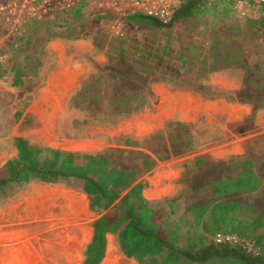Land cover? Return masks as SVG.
Instances as JSON below:
<instances>
[{
	"label": "rangeland",
	"instance_id": "rangeland-1",
	"mask_svg": "<svg viewBox=\"0 0 264 264\" xmlns=\"http://www.w3.org/2000/svg\"><path fill=\"white\" fill-rule=\"evenodd\" d=\"M257 12L242 17L222 6L150 28L84 8L59 28L32 23L23 39L0 28V167L17 156L18 137L38 149L103 155L146 183L142 196L183 238L196 209L209 208L207 221L215 204L231 203L263 244L264 194H254L264 185V27L251 23ZM144 158L156 166L145 170ZM237 181L240 188H224ZM36 208L25 212L18 235L10 234L18 220L10 201L0 209V264H74L75 250L61 249L76 238L63 231L73 218L57 204ZM88 210L103 215L91 203ZM21 240L28 249L10 253ZM106 240L100 264L109 241L139 264L115 234Z\"/></svg>",
	"mask_w": 264,
	"mask_h": 264
},
{
	"label": "trees",
	"instance_id": "trees-1",
	"mask_svg": "<svg viewBox=\"0 0 264 264\" xmlns=\"http://www.w3.org/2000/svg\"><path fill=\"white\" fill-rule=\"evenodd\" d=\"M222 6L226 11L232 7L228 0H186L167 25L140 14L129 19L150 28H169L197 20L204 13ZM81 11V8L75 9L73 17H81ZM251 23L264 27V15L260 19H253ZM46 24H54L55 28H59L63 21ZM164 53L170 58L174 55L168 47ZM181 55V51L176 53L178 58ZM15 145L17 156L0 167V209L17 194L11 193L13 189L20 191L31 184L81 190L89 197L92 210L103 213L94 223V236L87 247L84 264L101 263L106 251V236L110 233L117 236L123 253L139 264L142 259L161 255H165L161 264H208L213 260H230L233 264H264V243L260 242L262 237H254L250 226L234 216L237 208L234 204H215L207 221L204 217L209 208L196 209L195 221L183 238L180 231L165 227L161 214L142 196L146 183L138 182L139 177L135 172L120 169L99 154L38 149L21 137L15 139ZM156 164V160L144 158L142 167L149 171ZM224 188H240V182L224 185ZM218 190L219 187H213L215 194ZM219 233H235L253 239L261 246V254L253 256L238 247L218 245L214 237Z\"/></svg>",
	"mask_w": 264,
	"mask_h": 264
},
{
	"label": "built area",
	"instance_id": "built-area-1",
	"mask_svg": "<svg viewBox=\"0 0 264 264\" xmlns=\"http://www.w3.org/2000/svg\"><path fill=\"white\" fill-rule=\"evenodd\" d=\"M186 0H0V28L7 29L16 38H25L24 32L32 23H58L73 17L75 9L89 8L102 15L118 18L136 14L155 18L167 25ZM215 1V0H211ZM242 17L252 14L264 15V0H228ZM1 51V48H0ZM218 245L238 247L259 256L261 248L257 241L240 237L235 233H219L214 237Z\"/></svg>",
	"mask_w": 264,
	"mask_h": 264
},
{
	"label": "crops",
	"instance_id": "crops-1",
	"mask_svg": "<svg viewBox=\"0 0 264 264\" xmlns=\"http://www.w3.org/2000/svg\"><path fill=\"white\" fill-rule=\"evenodd\" d=\"M260 182L262 181L260 180ZM260 193H262V195L264 194L263 183L260 184L258 189L254 192V194ZM43 201L48 202L44 203ZM56 204L60 207L61 212H65L68 216L73 218L71 219L73 227L69 230L63 229V231H65V234H69V236H76L74 243L67 245L63 244L61 249H74L76 252V260L73 263L84 264L87 247L94 236V223L100 218V216L95 217L90 210H88L90 201L85 193L63 186H48L45 184L26 186L10 199V214L14 213L16 219H18L14 222V228L10 230V234L18 235L22 232V229H18V227L23 224V216L31 207L37 211L36 206H54ZM256 209L261 212L263 211L259 206H256ZM20 244V246H15L13 249L10 247V253H18L28 249V245L24 243V240H21Z\"/></svg>",
	"mask_w": 264,
	"mask_h": 264
},
{
	"label": "bare ground",
	"instance_id": "bare-ground-1",
	"mask_svg": "<svg viewBox=\"0 0 264 264\" xmlns=\"http://www.w3.org/2000/svg\"><path fill=\"white\" fill-rule=\"evenodd\" d=\"M102 264H130L124 257L118 254L115 244L109 241L107 255Z\"/></svg>",
	"mask_w": 264,
	"mask_h": 264
}]
</instances>
